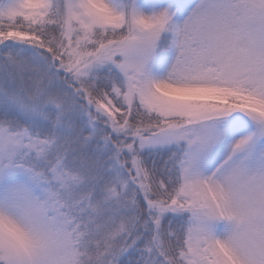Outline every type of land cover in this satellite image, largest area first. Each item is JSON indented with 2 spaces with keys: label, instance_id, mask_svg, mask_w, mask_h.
Returning a JSON list of instances; mask_svg holds the SVG:
<instances>
[{
  "label": "snow or ice",
  "instance_id": "snow-or-ice-1",
  "mask_svg": "<svg viewBox=\"0 0 264 264\" xmlns=\"http://www.w3.org/2000/svg\"><path fill=\"white\" fill-rule=\"evenodd\" d=\"M0 264H264V0H0Z\"/></svg>",
  "mask_w": 264,
  "mask_h": 264
}]
</instances>
